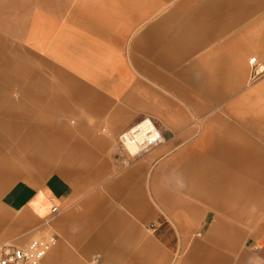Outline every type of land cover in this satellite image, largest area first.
<instances>
[{"label":"crops","instance_id":"obj_1","mask_svg":"<svg viewBox=\"0 0 264 264\" xmlns=\"http://www.w3.org/2000/svg\"><path fill=\"white\" fill-rule=\"evenodd\" d=\"M93 1L100 3L101 10L84 3L76 6L70 0H0V28H8L18 39L15 44L0 39V90L10 92L0 98L4 109L0 126L5 132L10 129L12 136L10 140L7 134L0 137L5 154L0 163V208L11 215L12 205L19 207L30 196L28 202L35 199L31 202L35 208L46 201V195L36 198V192L23 190L27 179L10 160L13 156L37 168H51V191L59 200L94 189L63 216H90L91 220L107 216L110 222L132 226L121 231L131 242L122 263L100 264H139V230L134 222L141 216H165L151 226L159 243L176 253L171 264H225L209 245L199 247L196 239L181 257L174 221L183 216L191 231L193 216H209V212L189 202L188 195L194 193L199 200L205 193L217 198L208 204L217 206L213 215L234 216L243 225L234 227L231 242L218 245L217 252L228 258L245 236L264 230V216H260L264 213V0H183L174 13L168 11L172 0ZM26 45L36 50L45 47L46 54L33 55ZM253 57L263 68L254 78ZM139 78L149 84L141 87ZM155 84L163 85L165 92L172 91L166 86L177 85L173 91L183 93V108L191 110V116L163 119L167 129L176 132L173 139L182 141L175 147L178 152L166 140L136 157L110 149L120 130L146 110H155ZM59 108H64L60 117ZM86 110L92 116H86ZM83 125L84 132L75 135ZM13 136L21 142L20 149L8 144ZM66 139L74 140L67 156L78 166L55 170ZM171 168L183 180L182 204L176 201L174 208V197L166 188L159 189L160 178H167ZM78 174L87 182L74 187L67 176ZM92 180L101 184L93 187ZM236 189L243 190L246 199L240 213L228 209L227 199L236 197ZM253 205L259 209L254 211ZM45 208L44 204L41 213ZM115 226L95 232L93 224L83 225L75 236L79 243L82 237L86 240L79 253L90 254L98 242L112 249ZM215 231L211 229L208 241ZM79 253L59 243L43 264L92 263ZM152 257L148 254L141 264ZM243 260L241 255L237 264Z\"/></svg>","mask_w":264,"mask_h":264},{"label":"rangeland","instance_id":"obj_2","mask_svg":"<svg viewBox=\"0 0 264 264\" xmlns=\"http://www.w3.org/2000/svg\"><path fill=\"white\" fill-rule=\"evenodd\" d=\"M6 1V0H4ZM65 1V0H60ZM71 3L74 5H79L81 3H84L88 6H92L96 8L97 10H101V5L98 1L93 0H70ZM157 2H161L160 0H156ZM183 0H172L171 8L168 10H173V13L177 9L178 5L181 4ZM164 2V1H163ZM165 3V2H164ZM9 5V4H8ZM2 7H7V3H3ZM167 10L164 12H168ZM48 13V12H47ZM163 13V14H164ZM7 14V13H5ZM68 15V14H67ZM0 39L2 42L7 41L8 43L15 44L16 41L18 42V39L13 38L12 35L9 34L8 28H0ZM22 44H26L23 43ZM29 53H32L33 55H44L46 54V48L44 47L42 50H36L30 45L25 46ZM124 56H126V48L123 51ZM255 73V71H254ZM254 75V74H253ZM254 78V77H253ZM139 82L141 87L145 88L146 85L149 84L148 80L146 78H139ZM156 92L155 95V110L151 111H145V113L140 114L136 120H134L136 123L140 122L142 119H149L150 122H153L155 127L160 132L161 136L163 137V141L166 140L167 144H171L170 149H174L175 153L178 152V149H175V147L179 146L182 141L173 139L176 138L175 136L176 132L168 130V126H166L163 122V119L169 118V117H181V116H191V110L183 108V93L174 92L173 90L177 87V85L173 84L171 86H166V88H172V91L165 92L164 86L155 84ZM9 88V85L7 86V90ZM14 88V86H13ZM178 88V87H177ZM143 90V89H142ZM141 90V91H142ZM4 89L1 88L0 90V98L3 97V95H6L7 93H10L7 91V93H4ZM11 98V96H9ZM182 100V101H181ZM151 102V99L148 100V103ZM167 102L165 106L163 104ZM146 105V103H145ZM152 107V106H151ZM153 107V108H154ZM1 108V106H0ZM62 109L59 108L57 116L60 117L62 113ZM80 111L83 109H79ZM4 109L1 108L0 112L3 113ZM215 111V110H214ZM218 111V110H216ZM86 112V116H92L91 113H89V110L84 111ZM209 113V112H208ZM208 113L206 115H208ZM148 117H147V116ZM205 115V114H204ZM1 116V115H0ZM73 115L68 114L69 119L72 118ZM134 122V123H135ZM70 123V121H68ZM133 123V124H134ZM133 124H131L133 126ZM131 125L125 127L124 129L120 130L117 133V138L110 144V149H119L122 151L127 152V154L130 152L125 148V146L121 143L119 138V134L125 130H128ZM135 125V124H134ZM198 125V124H197ZM197 125L194 126L195 131L198 129ZM86 127L89 128V125H86ZM173 128H177V130L183 129V126H172ZM84 125L82 127H79L78 130L75 132V135H81L84 132ZM103 134H105L106 131H103ZM109 133V132H108ZM7 134L8 139H11V131L10 129H7L5 132V128L3 125L0 126V137H4V135ZM14 135V134H13ZM10 143L8 141V144H11V147L14 149H20L21 142L16 139ZM165 138V139H164ZM171 139V141H169ZM71 142H74V140L66 139L65 142H63L64 150L60 148L59 157L57 156V169H62L63 167L67 168L69 166L75 167L78 166V164L75 163V160H69L68 159V146L71 144ZM62 144V142H60ZM8 151V150H7ZM4 150H0V163L2 164V160L4 158ZM7 155H11L10 151L7 152ZM131 155V154H130ZM132 156V155H131ZM138 156V155H136ZM135 156V157H136ZM12 157L10 160L14 163H16V169L24 174L26 176L27 181L25 184H23L25 191L26 188H29L30 191L33 193H37L36 198L38 196L46 195V201L41 205L34 206L33 202L34 200L28 202L31 199V196L27 198L26 202L21 203V206L16 207V205H12V212L11 215L8 213H4V211L0 208V245L10 244V243H25L30 241L34 238H40L49 236L51 234H56L58 236V242L55 246H57L59 243H65L66 246L72 250L73 252L79 253L82 251L83 248V242L86 240L84 237H82L81 243L78 242L79 238L76 237V234H80V230H82L83 225L87 224H93V228L95 232H104L112 227V224L116 225L115 228L117 230L113 231L111 237H110V243L113 245L112 249H107L103 244L100 242L94 244L95 247L92 248V252L88 255L80 254L82 259L88 260L89 262H92L91 264H100L102 261H111V262H121L124 260V251L127 249H131V242H128L127 237L122 236L121 231L127 228H132L131 225H128L126 223L120 222L119 220L115 222H110L107 220V216H104V219H101L100 216H97V219L91 220L90 216H63L69 212H71L76 206H78L79 201L83 198V196L86 193H89L91 188L89 190H81V193L74 195L70 199H64L59 200L54 193L51 191V184H52V174L53 170L51 168H48V166H44V168L39 167L37 168L33 163L26 161L23 159L21 160L19 158L9 156V158ZM23 158V156H22ZM74 159V158H73ZM162 163V162H161ZM74 165V166H73ZM160 164L157 166L159 167ZM151 167L147 171L150 170ZM156 170V169H155ZM119 173V172H118ZM120 174V173H119ZM118 175V174H117ZM147 175V174H146ZM72 176V177H71ZM70 177L67 176L70 183L77 187L78 184L82 185L83 183L87 182L84 181L83 175L78 174L77 178H74L75 175H71ZM80 178V179H79ZM161 184L159 185L160 191H165V188L170 192V194L174 197L173 201L171 200V207H176V203L182 204L183 199V180L181 177L176 173L174 168H171V174L167 178H160ZM92 186L96 187L101 184V182L97 180L91 181ZM97 183V184H95ZM31 186V188L29 187ZM16 188L19 186H15ZM261 188V187H260ZM147 189L148 199L152 201L150 194ZM19 190V188H17ZM91 191H94L92 189ZM236 191V197L232 199H227L231 201L230 206L228 209H231V211L240 213L241 211H244L245 209V201L246 199L243 198L241 195L243 190H233V192ZM232 192V191H231ZM26 192H24L25 194ZM35 193V194H36ZM34 194V195H35ZM193 195V196H192ZM189 202H196L198 204H201L204 209V213L207 211L209 212V216H193L195 218V227L190 231H187V221L183 220V216H176L177 221H174L176 224L175 228L177 230V234L179 235V240L181 244V257H184L186 254V251L190 249L191 246H193V239L197 240V243L200 242L198 245L199 247L203 246L204 244L209 245L212 250L216 252V254L222 258V260H225V264H237L238 260L240 259L241 255H244V260L242 264H264V230H261L259 233H256L251 236H245L242 239V243L240 244L239 249L236 252H229L228 256L223 255L217 252L218 245L220 243H224L225 245L231 242V237L233 236V232L235 230L234 227L236 226H243L241 225V222L236 221L234 219V216H214L213 214H216L218 212L217 206H214L213 208L211 205L208 204L217 202L218 199L211 196L210 194H203V199L199 200L194 193L191 195H188ZM259 195V200L260 199ZM25 200V199H24ZM181 200V201H180ZM177 201V202H176ZM222 201V200H221ZM53 202H61L62 206V212L58 216H55L53 218H50L49 215L51 212V207ZM154 202V201H153ZM45 204L46 208L44 212L41 213V208ZM257 205H253V210H258ZM173 215H177V210L172 211ZM260 216H264L260 215ZM141 220L138 222H134V224H138L137 229L139 230V241H140V254H139V264H141V261H146L148 258V254L151 256L153 255L152 260L148 261L147 264H171L172 260L175 257V252H169L166 250V248L159 243L158 239L155 238L154 232L152 229L154 228L152 225L153 221L160 222L162 218L165 216H141ZM189 217V216H188ZM191 217V216H190ZM245 216H240V218H244ZM174 218V216H173ZM181 219V220H180ZM224 226L225 229L223 228ZM216 228L215 236L212 238L211 241L207 240V236L209 235V232L211 229ZM224 230L226 232H224ZM153 241H155L153 243ZM48 252L47 256L52 252L53 248ZM208 246V247H209ZM109 251V255L105 252ZM110 251H112L110 253ZM148 252V253H147ZM98 257V262H95V259ZM100 262V263H99ZM122 263V262H121ZM191 263V262H190ZM218 264V263H217ZM222 264V263H221Z\"/></svg>","mask_w":264,"mask_h":264},{"label":"built area","instance_id":"obj_3","mask_svg":"<svg viewBox=\"0 0 264 264\" xmlns=\"http://www.w3.org/2000/svg\"><path fill=\"white\" fill-rule=\"evenodd\" d=\"M250 63L255 66L253 77L259 75V62L257 58L250 59ZM62 206L58 202H53L50 218L61 214ZM58 242V236L51 234L49 236L34 238L25 243H10L0 245V264H43L44 258ZM98 261V257L95 259Z\"/></svg>","mask_w":264,"mask_h":264},{"label":"bare ground","instance_id":"obj_4","mask_svg":"<svg viewBox=\"0 0 264 264\" xmlns=\"http://www.w3.org/2000/svg\"><path fill=\"white\" fill-rule=\"evenodd\" d=\"M259 71L263 68L259 66ZM130 127L120 136V141L131 155H142L162 143L163 138L153 122L145 118Z\"/></svg>","mask_w":264,"mask_h":264}]
</instances>
